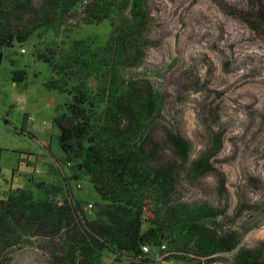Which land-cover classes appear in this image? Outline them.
I'll use <instances>...</instances> for the list:
<instances>
[{"label": "rangeland", "instance_id": "1", "mask_svg": "<svg viewBox=\"0 0 264 264\" xmlns=\"http://www.w3.org/2000/svg\"><path fill=\"white\" fill-rule=\"evenodd\" d=\"M44 2L32 0V9ZM256 4L264 10V0H142L145 45L119 65L123 91L154 94L142 148L155 166L174 160L176 138L189 146L184 166L173 172L166 208L194 215L190 230L196 237L233 240L208 256L190 257L201 264H241L238 257L245 252L264 263V35L253 28L264 26L245 15ZM65 22L76 27L73 19ZM49 43L31 41L41 51ZM16 71L24 72L17 83ZM50 80L49 63L30 45L16 43L0 52V201L27 187L42 197L57 180L63 152L53 123L65 97L49 89ZM206 155L208 165L193 172V163ZM69 183L71 195L93 203L87 181L81 182L83 190ZM15 241H8L0 264H54L41 240ZM164 244L165 259H171L166 264L183 256ZM112 259L106 250L105 264Z\"/></svg>", "mask_w": 264, "mask_h": 264}, {"label": "trees", "instance_id": "2", "mask_svg": "<svg viewBox=\"0 0 264 264\" xmlns=\"http://www.w3.org/2000/svg\"><path fill=\"white\" fill-rule=\"evenodd\" d=\"M129 4L45 0L35 11L32 0H0V52L13 50L16 43L30 45L50 65L49 89L65 97L53 123L63 152L59 175L51 171L57 180L45 187L42 197L28 187L5 194L0 201V257L8 241L36 238L54 264H105L106 250L113 254L110 264H166L171 259H156L164 243L183 253L173 257L174 264H201L196 258L233 242L196 237L190 230L194 215L177 206L166 208L173 172L184 166L189 146L176 138V157L161 166L142 148L155 97L123 91L119 65L134 59L145 45L142 0H133L126 16ZM252 8L255 12L245 13L247 19L256 16L264 26V10L258 4ZM65 19L75 20L76 27L67 26ZM253 28L264 35L263 27ZM31 41L50 43L41 51ZM23 74L14 72V82L22 81ZM209 161V155L197 159L192 171H203ZM70 181L78 190L87 181L93 203L71 195ZM238 259L258 264L255 253Z\"/></svg>", "mask_w": 264, "mask_h": 264}, {"label": "built area", "instance_id": "3", "mask_svg": "<svg viewBox=\"0 0 264 264\" xmlns=\"http://www.w3.org/2000/svg\"><path fill=\"white\" fill-rule=\"evenodd\" d=\"M23 53H25L26 51L25 50H22ZM91 206V205H90ZM145 252H149V248L148 247H145L144 248ZM167 251H168V248H167V245L166 244H163L156 252V259L158 261H162L165 259V257L167 256Z\"/></svg>", "mask_w": 264, "mask_h": 264}]
</instances>
